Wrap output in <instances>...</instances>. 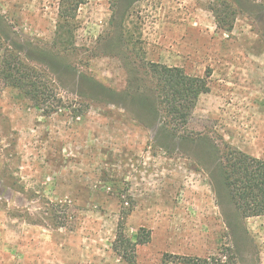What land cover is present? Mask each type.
Listing matches in <instances>:
<instances>
[{
  "label": "rangeland",
  "instance_id": "374dc122",
  "mask_svg": "<svg viewBox=\"0 0 264 264\" xmlns=\"http://www.w3.org/2000/svg\"><path fill=\"white\" fill-rule=\"evenodd\" d=\"M116 2L80 7L70 63L122 91L123 65L104 57ZM58 5L0 0L5 34L33 56L50 50ZM214 7L224 10L222 0H140L125 31L147 61L207 79L210 91L198 101L191 131L223 152L264 160V25L236 9L234 29L225 32ZM62 80L51 77L62 106L50 115L0 80V264H264V216L229 230L213 187V154L206 166L200 144L160 149L153 132L121 110L84 104ZM122 220L129 238L141 229L150 235L131 261L113 248Z\"/></svg>",
  "mask_w": 264,
  "mask_h": 264
},
{
  "label": "trees",
  "instance_id": "16d2710c",
  "mask_svg": "<svg viewBox=\"0 0 264 264\" xmlns=\"http://www.w3.org/2000/svg\"><path fill=\"white\" fill-rule=\"evenodd\" d=\"M139 1L123 0L122 5V1L117 0L112 20L114 31L104 37V57L119 58L127 73L124 90L117 91L93 77L78 74L70 63L71 48H75L77 14L86 0H59L54 46L51 51L35 53L36 56L8 38L0 15V43L1 46L6 44L0 59V80L6 87L19 91L44 115H50L62 106V100L57 98L50 85L51 77L61 85L62 79H69L77 88L75 95L84 104L123 111L129 121L154 133L153 141L160 149L172 150L177 143L183 144L182 147L200 144L206 166L210 154L215 158L214 191L226 225L235 233L240 229L241 220L264 216V160L229 148L223 152L208 136L190 130L200 97L210 91L209 83L204 77L186 74L182 68L147 61L142 56V49L125 31V17ZM222 2L224 10L217 7L212 10L219 29L228 33L233 31L237 10L250 11L264 25V4L253 0ZM249 5L251 10H248ZM261 33L264 36V31ZM33 62L42 68L34 66ZM77 117L76 114L74 118ZM149 239V232L144 229L138 232L135 240L129 238L122 220L113 248L121 258L131 261L136 248L148 243ZM184 261L202 263L194 259Z\"/></svg>",
  "mask_w": 264,
  "mask_h": 264
}]
</instances>
